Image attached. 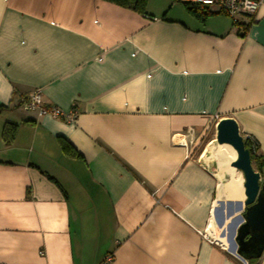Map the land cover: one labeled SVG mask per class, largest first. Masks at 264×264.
Instances as JSON below:
<instances>
[{"label": "crops", "instance_id": "1", "mask_svg": "<svg viewBox=\"0 0 264 264\" xmlns=\"http://www.w3.org/2000/svg\"><path fill=\"white\" fill-rule=\"evenodd\" d=\"M206 13L0 0V264H250L203 235L223 196L193 151L230 117L264 184V0ZM35 90L74 121L25 111Z\"/></svg>", "mask_w": 264, "mask_h": 264}, {"label": "water", "instance_id": "2", "mask_svg": "<svg viewBox=\"0 0 264 264\" xmlns=\"http://www.w3.org/2000/svg\"><path fill=\"white\" fill-rule=\"evenodd\" d=\"M215 130V142L228 145L235 152L230 166L239 170L243 178L242 222L235 231L234 247L227 251L247 262L257 260L264 251V184L251 164L249 150L235 120L222 118L216 123ZM213 167L211 163L210 168Z\"/></svg>", "mask_w": 264, "mask_h": 264}, {"label": "rangeland", "instance_id": "3", "mask_svg": "<svg viewBox=\"0 0 264 264\" xmlns=\"http://www.w3.org/2000/svg\"><path fill=\"white\" fill-rule=\"evenodd\" d=\"M208 139L204 140L202 144L193 151V156H200V159L203 161L213 163L214 167H216V173H221L220 170L226 171L225 175H223V179L218 183V189L223 188L225 191L224 196L214 201L211 208V210L213 209L214 211V218L210 221L209 216L208 223L203 230V234L207 239L219 243L215 237L216 233L222 229L228 230L230 233H234L238 227L240 219L242 218L241 215L244 211L243 201H237L238 193L231 190L229 184H233L231 182L233 180L238 181L243 194V178L239 170L230 166L231 161L229 160L228 162L225 160L228 158V153L225 149L218 147L219 145L215 142V136L211 137L210 135ZM213 152H217L215 157L210 156V153ZM225 161L227 162L225 163Z\"/></svg>", "mask_w": 264, "mask_h": 264}, {"label": "built area", "instance_id": "4", "mask_svg": "<svg viewBox=\"0 0 264 264\" xmlns=\"http://www.w3.org/2000/svg\"><path fill=\"white\" fill-rule=\"evenodd\" d=\"M180 2L189 7L198 8L201 11H217L223 12L232 19H237L240 16H254L260 6L261 0H173ZM22 108L25 111L36 112L39 116H50L60 118L67 122H73L76 116V111L71 110L64 112L62 109L51 106L47 107L43 104L41 91H32L25 99L22 100ZM215 120H219L215 115ZM245 138H249L246 136ZM251 140V139H250ZM252 145L256 144L252 141ZM204 235V234H203ZM111 260V256L105 258V263ZM247 262V261H246Z\"/></svg>", "mask_w": 264, "mask_h": 264}, {"label": "trees", "instance_id": "5", "mask_svg": "<svg viewBox=\"0 0 264 264\" xmlns=\"http://www.w3.org/2000/svg\"><path fill=\"white\" fill-rule=\"evenodd\" d=\"M106 1L115 3V4L122 6V7L132 9V10L139 12V13H144V8H145V3H146V0H106ZM185 7L187 8V10L189 12H191L192 14H194L195 16L200 18L201 20H203L207 14L205 11H199L198 8L189 7L187 5H185ZM149 18H151V17H149ZM12 134H13V128H11V127H9V125L5 124L3 126V129H2L3 141L5 143H9L12 139ZM58 140H59V143L61 145V148L64 151L68 152V151L73 150V147L71 146V144L69 142H67L65 139L60 137V138H58ZM244 143H245V147L249 150L251 164L255 165V168H257V172H259L258 169L261 166V162H260V158L255 155L257 146L256 145L253 146L252 141L249 138H244ZM255 261L256 260H251V261H248V263L253 264Z\"/></svg>", "mask_w": 264, "mask_h": 264}, {"label": "bare ground", "instance_id": "6", "mask_svg": "<svg viewBox=\"0 0 264 264\" xmlns=\"http://www.w3.org/2000/svg\"><path fill=\"white\" fill-rule=\"evenodd\" d=\"M208 146V145H207ZM218 147H220L221 149H225L226 151H227V153H228V158L227 159H225V160H227L228 162H229V160L230 161H232L234 158H235V152L228 146V145H219ZM216 154H217V152H213V153H210V156H212V157H215L216 156ZM219 154V153H218ZM220 156V155H219ZM204 157V156H203ZM227 161H225V163L227 162ZM227 167H229V166H227ZM229 169V168H228ZM231 170V169H230ZM221 171V173H216L215 174V176L217 175V178H218V180L219 181H221L222 179H223V175H225V170L223 171V170H220ZM233 184H229V187L231 188V190H233V191H235L236 193H238V199H237V201H239V202H242L243 201V194H242V190H241V188L239 187L240 186V183L238 182V181H236V180H233V181H231ZM237 184V185H236ZM217 190H218V193H219V195L221 194L222 196H224V189L223 188H221V189H218V187H217ZM220 197H218L217 199H219ZM236 201V202H237ZM213 218H214V211H213V209L211 210V213H210V221H212L213 220ZM242 222V218L240 219V222H239V224ZM238 224V225H239ZM215 232V231H214ZM235 233V232H234ZM234 233H230V232H228V230H225V229H222L221 231H218L217 233H216V240L220 243V244H222V245H224V246H226V245H233L234 246Z\"/></svg>", "mask_w": 264, "mask_h": 264}]
</instances>
